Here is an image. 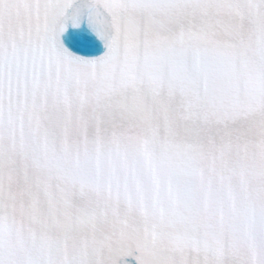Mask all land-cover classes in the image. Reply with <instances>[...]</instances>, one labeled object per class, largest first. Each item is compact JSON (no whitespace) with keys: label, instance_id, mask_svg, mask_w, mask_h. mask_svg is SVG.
Here are the masks:
<instances>
[{"label":"snow or ice","instance_id":"1","mask_svg":"<svg viewBox=\"0 0 264 264\" xmlns=\"http://www.w3.org/2000/svg\"><path fill=\"white\" fill-rule=\"evenodd\" d=\"M0 264H264V0H0Z\"/></svg>","mask_w":264,"mask_h":264}]
</instances>
